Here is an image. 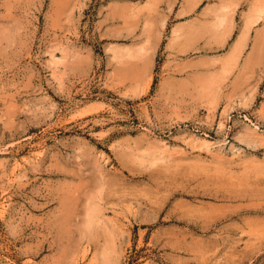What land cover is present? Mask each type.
I'll return each mask as SVG.
<instances>
[{
  "label": "rangeland",
  "instance_id": "rangeland-1",
  "mask_svg": "<svg viewBox=\"0 0 264 264\" xmlns=\"http://www.w3.org/2000/svg\"><path fill=\"white\" fill-rule=\"evenodd\" d=\"M0 264H264V0H0Z\"/></svg>",
  "mask_w": 264,
  "mask_h": 264
},
{
  "label": "bare ground",
  "instance_id": "bare-ground-1",
  "mask_svg": "<svg viewBox=\"0 0 264 264\" xmlns=\"http://www.w3.org/2000/svg\"><path fill=\"white\" fill-rule=\"evenodd\" d=\"M69 209V208H68ZM72 209H74V208H72Z\"/></svg>",
  "mask_w": 264,
  "mask_h": 264
}]
</instances>
